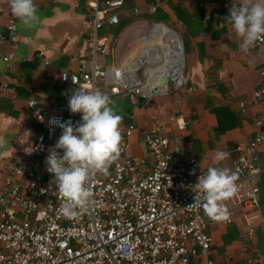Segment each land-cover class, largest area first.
<instances>
[{
    "label": "built area",
    "instance_id": "built-area-1",
    "mask_svg": "<svg viewBox=\"0 0 264 264\" xmlns=\"http://www.w3.org/2000/svg\"><path fill=\"white\" fill-rule=\"evenodd\" d=\"M239 3L231 0L223 6L229 10ZM123 4V0H106L90 6L94 37L89 59L80 62L77 72H63L61 85L99 90L112 101L125 98L132 105L138 103L139 97L149 98L145 74L142 79L141 74H128L126 67L104 66L97 61L99 55L108 54V40L97 34L104 26L118 23L114 11ZM159 7L160 0H152L147 13L153 14ZM4 28L7 49L13 51L19 39L16 21L9 18ZM253 49L261 58L259 83L250 102L239 104V111L244 112L248 105L259 111L253 120L254 136L245 146L235 148L230 169L237 174L233 196L244 216L264 214L255 185L261 174L259 152L264 144V38ZM9 60V55L3 58L5 63ZM7 89L6 85L0 86V94ZM182 91L191 95L195 88L186 80L174 83L173 95ZM36 105L33 100L28 102L30 109ZM33 116L41 132L28 157L16 156L3 163L7 169L0 185V264H214L208 224L231 226L235 217L228 209L227 219L212 220L205 217L202 209L190 205L195 195L191 185L204 172L196 158L184 157L181 149L175 151L180 148L175 134L183 132L187 125L181 113H171L165 122L154 123L143 135L152 160L148 172L144 170L148 165L145 158L129 155L135 125L120 126L119 157L110 164L107 175L98 173L91 178L89 203L72 218L60 211L61 197L44 161L62 131L55 122L75 125L80 114L70 113L66 98L58 102L55 111L35 109ZM246 234L251 238L254 231ZM262 259L261 254H256L246 258L244 264H259Z\"/></svg>",
    "mask_w": 264,
    "mask_h": 264
},
{
    "label": "crops",
    "instance_id": "crops-1",
    "mask_svg": "<svg viewBox=\"0 0 264 264\" xmlns=\"http://www.w3.org/2000/svg\"><path fill=\"white\" fill-rule=\"evenodd\" d=\"M230 1L160 2V9L169 16V24L176 25L183 38H189L182 75L173 72V76L176 81L186 80L188 86L195 88V93L186 95L182 91L173 95L174 92H169L165 85L167 95L163 98L168 100L165 106L157 104V109L155 107L139 110L143 103L138 102L137 107L131 104L133 107L130 124H134L136 130L129 141V155L145 158L148 161L144 168L146 172L151 169L152 160L143 143V135L154 123L165 122L171 113H181L187 124L183 132H176L175 143L182 150L184 157L197 159L203 172L213 165L216 150L230 153L219 166L231 169L235 148L245 146L254 136L253 120L259 108L248 105L241 113L239 104H248L258 86L261 58L253 47L247 54L240 49L241 38L237 37L226 20L228 10L223 6L225 2ZM97 2L99 0H33L38 20L29 27L23 25L11 13L9 0H0V86H8L7 91L0 94V141L4 142L0 145V185L6 176L7 166H4V160H12L16 156L28 157L36 135L41 132V126L34 120V110L47 108L55 111L58 102L70 95L69 90L73 88L61 85L60 75L63 72H77L80 62L89 59L90 45L94 37L90 27V6ZM151 2L152 0H133L132 11H122L118 15L129 16L135 11L138 15L148 14L147 8ZM200 4L204 7H199ZM178 12L187 13L185 17L193 32L196 33L200 26L205 31L195 36L188 35L183 23L177 21ZM207 16L209 20L206 19ZM9 18L16 21L19 38L13 51L7 49L6 45L4 26ZM197 21H200L199 26ZM107 26L97 34L100 38L108 40V54L99 55L98 63L109 67H126L128 74L141 69L142 67L134 62L139 47L127 58L124 66L119 64L118 56L123 51L124 42L119 39L116 49H113L117 41L113 43L112 37L106 33ZM154 28L160 29H152ZM175 39L173 37L170 40ZM180 41L182 43L181 39ZM200 51H203L202 58ZM8 55L10 60L5 63L3 58ZM166 71L168 70L164 72ZM147 72L145 68L146 85L149 78ZM168 75L160 77V80L166 78L168 81H174L170 80ZM176 81L174 82L177 83ZM158 84L155 88L157 95H160L163 94L160 81ZM30 100L37 104L34 110L28 107ZM177 100L179 104L176 103ZM126 105L124 98H115L113 101L115 110L122 117L120 126H124L122 122L127 114ZM259 167L261 174L255 185L259 190L260 207L264 210V144L259 152ZM222 203L234 213L235 220L231 226H225L221 222L208 224L207 231L213 240L210 257L214 264H244L246 258L256 254L263 256L259 264H264V214L254 212L242 215L234 196ZM249 230L254 231L251 238L246 234Z\"/></svg>",
    "mask_w": 264,
    "mask_h": 264
},
{
    "label": "clouds",
    "instance_id": "clouds-1",
    "mask_svg": "<svg viewBox=\"0 0 264 264\" xmlns=\"http://www.w3.org/2000/svg\"><path fill=\"white\" fill-rule=\"evenodd\" d=\"M9 7L25 26L30 27L38 20L33 0H9ZM226 20L241 38L240 49L247 53L264 38V0H240L238 6L229 8ZM69 91L68 109L72 114L79 113L80 120L75 125L55 122L62 131L54 146L49 147L44 163L61 197V213L72 218L89 203L91 178L98 173L107 175L108 167L120 155L122 117L111 98L99 90L76 88ZM3 143L0 141V145ZM229 155L227 151L216 150L213 165L191 185L195 195L190 205L202 209L212 220L228 218L229 211L222 202L237 191V174L219 166Z\"/></svg>",
    "mask_w": 264,
    "mask_h": 264
},
{
    "label": "bare ground",
    "instance_id": "bare-ground-1",
    "mask_svg": "<svg viewBox=\"0 0 264 264\" xmlns=\"http://www.w3.org/2000/svg\"><path fill=\"white\" fill-rule=\"evenodd\" d=\"M165 36L166 34L161 29L154 28L150 30L148 34L142 38L143 41L140 43V47L136 52V57L134 56V62L138 64L139 67L147 68L149 78L147 85L146 82L144 83V87L149 94L157 95L158 91L155 87L159 85L158 82L160 81V77L162 78L164 75L169 74L167 77L170 80L176 81L173 72L182 75L184 68L185 54L183 43H181L179 39H175V41L160 39ZM129 68L130 66L128 69ZM165 70L168 71L164 72ZM136 71L138 72V70H134L133 72ZM129 77L127 76L131 82V78ZM176 82L179 83L180 81ZM161 86V93H164L166 86Z\"/></svg>",
    "mask_w": 264,
    "mask_h": 264
},
{
    "label": "trees",
    "instance_id": "trees-1",
    "mask_svg": "<svg viewBox=\"0 0 264 264\" xmlns=\"http://www.w3.org/2000/svg\"><path fill=\"white\" fill-rule=\"evenodd\" d=\"M106 0H99V2H104ZM124 4L121 8L117 9L114 11L115 14H117L118 16V23L115 25H108L107 26V34L110 35L112 37V42L115 43L117 41V39L120 37V35L127 29L129 28L131 25H133L134 23L140 21V20H145V21H150L152 23H156V24H166L168 25L170 22L169 16L160 9V7L156 10L155 13L153 14H142V15H135L134 13L130 14L129 16H120L119 17V13H121L122 11H127L130 12L133 9V0H123ZM163 0H160V2ZM177 16V21L183 23V25L186 28V32L188 35L190 36H195L199 33H203L205 31L204 28H202V26H200L197 30L196 33L192 31V27L189 25V23L187 22L188 19L185 17L187 16V13L184 12H178V14H176ZM198 26L200 25V21H197L196 23ZM159 26V25H157ZM165 26V25H163ZM166 27V26H165ZM184 40V46H185V54H188V47H189V38L187 36H185L183 38ZM112 43V44H113ZM111 44V45H112ZM200 57H203V51H200ZM125 103L127 104V114L124 116L123 118V125H129L131 123V119H130V114H131V109H132V105L131 103L124 98Z\"/></svg>",
    "mask_w": 264,
    "mask_h": 264
},
{
    "label": "rangeland",
    "instance_id": "rangeland-1",
    "mask_svg": "<svg viewBox=\"0 0 264 264\" xmlns=\"http://www.w3.org/2000/svg\"><path fill=\"white\" fill-rule=\"evenodd\" d=\"M135 15H138V14L136 13ZM153 25H155V26H153ZM157 25H159V24L152 23L150 21L140 20V21L134 23L133 25H131L129 27L131 29L125 35L123 34L124 32L121 34V38H118V40L123 39L124 43L122 45L123 51L120 53V56H118L119 64H121L123 66L125 65L127 58L138 47H140V43L143 41L142 38H144V36L146 35V32L147 31L149 32V30L152 29L153 27H158V28L163 29L167 32L166 36L164 38H160L161 40L173 39V37H174V38L179 39V40L181 39L182 43L184 45L183 36L180 32V29L176 25H174V24H172V25L171 24H168V25L163 24L169 30L167 28H164L162 26H157ZM129 28H127V29H129ZM170 30L173 31L174 33L170 32ZM118 40L115 43V45H113V49H114V47L116 49L118 42H120V40L119 41ZM184 54H185V46H184ZM185 63H186V55H185ZM144 68L145 67L138 69V72L142 75L141 76L142 79H143V74L145 73ZM174 83L175 82H173V81H168V83L166 85L168 91L171 93L173 92ZM167 103H168V100L164 99L163 96H156V97H150L149 96V98L144 101L142 106L139 107V110L147 109V108H155L157 104L165 106ZM137 104H139V103H137ZM137 104H134V106L137 107ZM156 109H157V107H156Z\"/></svg>",
    "mask_w": 264,
    "mask_h": 264
},
{
    "label": "water",
    "instance_id": "water-1",
    "mask_svg": "<svg viewBox=\"0 0 264 264\" xmlns=\"http://www.w3.org/2000/svg\"><path fill=\"white\" fill-rule=\"evenodd\" d=\"M159 25H163V24H159ZM173 32V31H172ZM174 33V32H173ZM183 49H184V45H183ZM135 74L138 76L140 73L139 72H135ZM174 82V81H173ZM167 83H168V81H167V79L166 78H163V79H161L160 80V84L161 85H167ZM148 96H150V97H156V96H165V94L163 93V94H160V95H155V94H149ZM144 98H142V97H139L138 98V102L140 103V104H142V103H144Z\"/></svg>",
    "mask_w": 264,
    "mask_h": 264
}]
</instances>
